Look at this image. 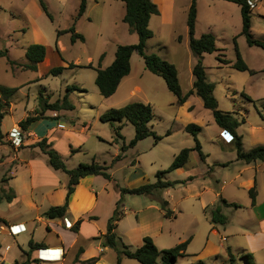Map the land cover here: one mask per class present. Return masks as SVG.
Instances as JSON below:
<instances>
[{"label": "rangeland", "instance_id": "374dc122", "mask_svg": "<svg viewBox=\"0 0 264 264\" xmlns=\"http://www.w3.org/2000/svg\"><path fill=\"white\" fill-rule=\"evenodd\" d=\"M80 1L43 0L47 7L46 14L41 10L38 0H0V50L8 51L7 57L0 58V85L19 88L9 99L10 113L3 118V134L7 133L9 136L18 131L19 121L34 114L41 97L51 103L55 102L67 94L69 86L75 87L74 91L68 93L74 109L58 114L59 122L66 125L71 137H64L58 131L53 133V137L54 148L65 158L66 167L70 170L79 164H90L92 161L111 166L121 146L127 145L134 138L133 126L124 121L121 129L122 139H116L114 128L109 123L100 121L102 114L131 103L148 104L152 108L153 118L150 126L156 135L161 137L160 141L155 144L153 137L139 141L135 147L124 153L125 157L120 162L110 167L108 172L112 173L113 179L108 182L109 188H106L105 192L109 195L104 193V198L110 197L111 193L117 192L119 188L138 187L137 183L143 180V184L153 183L156 173L167 170L180 150L195 145L193 136L184 131V127L190 123L201 128L196 138L202 147L203 155L210 154L213 160H234L236 151L231 138L216 125L212 112L203 107L200 98L193 95L190 98L192 110L186 114L182 113V108L176 103L177 97L167 89L161 77L146 69L141 56L136 52L131 56V72L122 79L116 92L109 98L100 95L95 85L96 71L86 66L92 64L94 67L100 65L101 68H106L113 62L117 47L137 43V36L122 22L124 4L120 0H87L84 14L75 21ZM153 2L158 5L160 13L150 19L149 28L153 37L146 42V53H154L176 67L182 93H185L191 87L192 68L197 61L189 48L186 25L191 0ZM72 25L75 32L84 37V41L76 40L72 44L70 33L61 34L57 41V31L68 29ZM241 27L240 9L237 5L223 0H197L195 37L212 33L218 49L211 54H204L201 59L206 78L215 85L214 97L218 109L233 112L242 121L237 132L242 137L244 150L247 151L264 146V49L248 46L245 37L240 34ZM251 34L253 39L264 43V0H255ZM178 37L181 41H178ZM34 43L45 47L46 58L37 64L35 71L25 70L22 67L27 62L25 50ZM235 45L248 71L233 68L236 62ZM71 63L81 67L69 68ZM55 67H63L64 70L57 76L50 75L49 71ZM46 115L47 118L40 119V123L57 124L58 120L51 117L52 112L47 111ZM25 137L21 136V144L17 147L20 154L13 161V149L0 143V158L7 160L5 167L0 166V187L4 183L2 179L7 180L10 175L16 176L14 185L21 194L17 203L4 201L0 204V215L9 224L22 222L32 215L30 208L22 203V191L30 186L31 171L21 162L38 159L48 166L47 156L43 155L39 148L33 150L22 147V140L30 139L26 135ZM30 142L32 145L37 143ZM69 147L80 150L70 154ZM133 161L135 163L132 164ZM242 166L235 165L220 170L223 174L220 181L225 178L229 182L231 176ZM191 168L199 174V169L190 156L189 163L184 168L171 171L164 178L184 179ZM51 172L57 174L63 183L68 179L61 171ZM214 177L218 178L216 175ZM196 179H201V176H196ZM233 186H227L224 194L228 199H234V203L241 208L221 207V213L226 217L225 224H213L210 212L209 220L203 219L200 224L192 223L189 217L184 216L188 214V209L180 214L178 207L190 202L195 204V200L188 199V192L186 193L182 186L169 188L165 195L159 193V196L163 195L164 200L168 202L171 210L174 207L176 218H166V225L173 231V238L176 239L183 233L194 237L188 245V256L179 258L176 264H195L198 261L203 264H230L227 248L233 255V264H248V255L252 256L251 264H264V248L250 250L248 238L245 236L258 230L252 212L247 208L248 193ZM220 187L218 186L217 190ZM12 190L14 191L13 187ZM220 195L217 204L221 198L226 199L222 193ZM146 197L147 195L121 194L120 208L124 215L128 216L120 225L121 228L135 221V216L130 213L140 209ZM148 197L151 200L150 195ZM260 198L264 199V189L261 190ZM263 211L264 205L260 213ZM210 226L216 227L217 235L209 233ZM43 232L45 228L40 226L35 236L39 237ZM29 236V230L15 237L0 231L4 264H13L14 253L22 249L27 250L26 239ZM223 237L226 241H222ZM207 240L211 244L207 246V252H201ZM6 245L10 246L9 250H6ZM211 251L214 252L210 253Z\"/></svg>", "mask_w": 264, "mask_h": 264}, {"label": "trees", "instance_id": "16d2710c", "mask_svg": "<svg viewBox=\"0 0 264 264\" xmlns=\"http://www.w3.org/2000/svg\"><path fill=\"white\" fill-rule=\"evenodd\" d=\"M124 4V16L122 22L126 24L128 30L135 33L137 36V43L130 45H119L115 51V56L113 62L102 69L99 66L93 67L89 64L88 68H93L96 71L95 85L98 88L100 95L103 98L111 97L117 90L122 79L130 74L131 71V56L134 52L139 54L144 62L146 69L161 77L167 89L177 97V104L179 106L183 105L189 96L196 95L200 98L202 105L205 109L212 112V116L216 125L227 133L231 137L234 148L236 150V160L244 161L246 163L254 161L264 162V146H257L250 150H244L242 144V137L238 134L237 130L240 127L242 121H240L233 112H223L218 109L217 100L214 97L215 85L209 82L206 78L205 67L202 64V57L204 54H211L218 51L216 47V38L212 33H203L199 37H195V25L197 19V0H191L190 6L187 12V30H188V44L192 53L196 56L197 61L192 68V75L194 81L191 90L183 94L181 86L178 79V72L176 67L157 56L154 53H146V42L153 37V32L149 28V22L152 16L159 15V8L152 0H120ZM229 3H233L240 9L241 15V35L246 39L248 46H257L264 49V43L253 39L251 34V17L252 8L249 5L251 0H223ZM255 1V0H254ZM87 0H81L77 13L75 15V21L78 20L85 12ZM38 4L41 10L47 14V7L43 0H38ZM63 33H70V41L72 44L76 40L84 41V37L81 34L75 32L74 26L72 25L68 29L57 31V40L59 36ZM178 41L181 38L178 37ZM58 51V50H57ZM236 52V62L233 64V68L239 71H248L246 63L243 61L237 46L235 45ZM8 51L0 50V57H7ZM46 57V49L43 45L34 43L29 45L25 50V58L27 62L23 64V69L35 71L37 69V64L44 61ZM103 55L100 57L102 59ZM9 60V59H8ZM11 64L13 62L9 61ZM69 68L81 67L74 65L73 63L68 65ZM63 67H55L49 71L50 75L57 76L62 73ZM18 87H6L0 85V143L8 144L4 141V135L1 131V122L3 118L10 112V102L9 99L17 92ZM75 90V87H67V94H65L61 99H57L55 102L50 103L49 100L43 99L41 97L38 103V109L35 110L33 115H28L26 118L19 122V127L22 132H26L30 125L35 121L47 118L44 116L46 111H52L57 113L53 119L58 120L60 118L59 114L62 111H72L74 109L73 104L69 101V92ZM153 118L152 108L148 104L142 103H131L119 109H112L100 116V121L102 123H109L114 128V134L116 139H122L121 129L122 123L124 121L129 122L134 128V138L127 144H123L119 150L118 155L112 160V163H116L123 159L124 153L129 149L136 146V144L148 137H153L155 139V144L160 141L161 137L157 136L152 130L150 122ZM184 131L190 133L193 138L195 145L193 148H183L176 156H174L173 161L169 168L164 171H158L155 175L156 180L153 183H145L136 188L128 189L121 188V194H131V195H151L155 192L164 191L166 189L172 188L183 182L181 181H169L165 180L164 176L176 169L184 167L190 158L192 151H197L200 158L203 160L204 155L201 152V145L197 140L196 136L201 131V128L195 124H188L185 126ZM169 134V133H167ZM33 147H38L40 151L47 156L48 166L55 171H61L68 176V183L66 185V197L65 201L60 206L50 207L43 216L48 219H63L67 212L68 200L70 195L73 193L75 186L78 184L80 179L86 176H102L107 180H111V175L108 172L110 170V165L106 163L100 164L98 162L92 161L90 164H79L74 169H68L64 162V159L60 153H58L52 144L48 142L46 138L38 141ZM229 163L224 164L227 166ZM257 191L255 187L249 190L250 205L254 206L256 203ZM15 197L12 190L6 191L4 189L0 190V203L5 200L6 202H11ZM161 211L164 212L166 218H170L173 212L168 207V202L165 200L158 201ZM120 200L116 203L115 209L111 217L108 219L106 232L96 239H101L103 245L106 247L114 248L118 257L115 264H121V257L128 259H133L140 264H176L179 258L187 257L186 253L189 240L177 244L170 249L159 250L153 243L150 237H143L142 245L139 248L131 249L129 246L125 245L121 238L117 236L115 230L117 228L118 222L124 216L120 208ZM221 207H233L235 209L241 208V206L235 203H229L224 199H220V203L213 208L211 213V222L213 224H225L226 217L221 213ZM2 219H0V222ZM80 225L78 221L73 227V231H77ZM28 247L30 250H35L42 248L41 244L33 243L29 241ZM1 249V245H0ZM230 264H233L234 258L229 248L226 249ZM247 263L251 264L252 256L248 255ZM95 261V260H93ZM195 264H203L198 261Z\"/></svg>", "mask_w": 264, "mask_h": 264}, {"label": "crops", "instance_id": "0c3cea01", "mask_svg": "<svg viewBox=\"0 0 264 264\" xmlns=\"http://www.w3.org/2000/svg\"><path fill=\"white\" fill-rule=\"evenodd\" d=\"M193 81L194 77L191 83V87L188 89V91L191 90ZM192 96L193 95L189 96L186 102L180 106V108H182V113L186 114L188 111L192 110L193 105L190 104V98H192ZM46 112L44 113V116H47ZM56 114L57 113L52 112L51 117H55ZM39 120L32 123L29 129L26 132H23L24 137L25 135L27 137H30L29 140H22L23 148L34 150L38 147L30 148L31 146L35 145H32L30 141L38 142L43 138H46L54 148L55 138L53 137V133L57 131L59 134L64 135V137H71V133L66 130V125L59 122V119L57 121V124L55 125L47 122L40 123ZM3 135L4 141L8 142V144L4 145H9L13 149V161L14 158L17 159L18 154H20V150L17 149L18 146H14L10 142V137L7 136V133ZM24 139H26V137ZM69 149L70 154L76 153L80 150L79 148L75 149L72 147H69ZM63 154L66 153L63 152ZM190 156L192 157V159H194L195 166H197V168L199 169V174L195 173L191 168V170L187 172V177H185L184 179L164 178L165 180L169 181L183 182L181 184H178V187L182 186L186 193L188 192V199L195 200V204H191L190 202L188 205L178 207L180 214H183V211L188 209V214L184 216L189 217L192 223L197 222L200 224L203 219H206V221L209 220L208 214L213 208L216 207L217 198L221 193L226 198L225 200L227 202L234 203V199H228V197L224 194V190H226L225 188L227 186L234 185L233 188L236 186L240 190L247 191L248 196L249 190L252 187H255L257 191L256 203L254 206H251L249 198L247 208L252 212L258 230L255 233H249L245 236L248 238L250 250H256V248L260 249V247L263 249L264 238L262 237H264V211L260 213V209H262V206L264 205V199L260 198V194L261 190L264 189V162L258 160L246 163L244 161H237L236 158L231 161L213 160L211 159L210 154H204V159L202 160L197 151H192ZM1 158L0 166L5 167L7 160L4 157ZM63 159L65 158L63 157ZM133 163H135V161H133L132 164ZM226 163H229V165L223 166ZM21 164L29 167L31 171L30 186L26 190L22 191V203L26 207L30 208V212L32 213V215L27 220H22V222L11 224H9L8 221L0 215V219H2V221L0 222V231H4L12 236L9 232V228L19 225L23 226L25 230L24 232H27L28 230L30 231L31 236L26 239L27 250L22 249V251L14 253L13 264H115L118 257L117 251L114 248L104 246L101 239H96L106 232L108 219L111 217L117 201L121 198V188H119L117 192H112L110 197H103L104 193L106 195H109L105 192V190L106 188H109L108 182H111V180L113 179L112 173L110 174L111 180H107L102 176H86L80 179L78 184L75 186L73 193L69 197L65 217L63 219H48L44 217L43 214L50 207L60 206L64 203L68 179L65 183L61 182L59 180V177L56 176L57 174L51 172V170H55L45 165L42 160L34 159L27 162L22 161ZM113 164H111V166ZM235 165L243 166L239 168V170H237L234 175L231 176L229 182H227L225 178L221 182L220 178L223 176V174L220 172V170L225 168H232ZM214 167L215 169H213ZM198 175L201 176V179H196V176ZM214 175H216L218 178L214 177ZM6 179L7 180L2 179L4 183L3 186L0 187V190L4 189L6 191H9L12 190L13 187L14 191H12L15 197L11 202L8 203L14 204L19 202L21 199V194L14 185L17 180L16 176L13 177L10 175ZM143 182L137 183L136 186H141L140 184L143 185ZM218 186H221L219 190H217ZM40 188H44V190H40ZM168 190L169 189H166L164 191L151 194V200L148 197L149 195H147V199L144 198V205H142V207L136 212L130 213L131 216H135V221H131L130 223L126 224L127 226L121 228L120 225L123 223L124 219L128 217L127 215H124V217L118 222L115 233L118 237L121 238L122 242L125 245L129 246L131 249L139 248L142 245L143 237H150L159 250H164L166 248L170 249L177 244L187 240H189V244H191L194 237H192L188 233H183L178 238L174 239L173 231L169 228V226L167 227L166 225L167 220L164 216V212L160 209L158 201L164 200L163 195L159 196V193L165 195L168 193ZM4 201L5 200L1 201V203ZM171 211L173 212V214L170 218H176L174 207H172ZM143 216L148 220L144 219ZM78 221H80V225L78 227V230L75 232L72 230V227ZM66 222L71 223L73 226L71 228L67 227L65 224ZM40 226H44L45 232H43L39 237H36L35 232ZM210 227L211 228L209 230V233H211L212 235H217L218 230L216 229V227ZM119 228L121 229L120 231ZM29 241H32L36 244H41L43 247L35 250H30L28 247ZM168 242L170 243L167 245ZM210 244L211 243L209 242V240H207V242L205 243V247L201 250V252L206 251V248H208L207 246H210ZM0 245V264H4V255L2 252L3 243L1 241ZM188 247L189 246H187V249ZM5 248L6 250H9L10 246L6 245ZM213 252L214 251H211L210 253ZM121 264L140 263L125 257H121Z\"/></svg>", "mask_w": 264, "mask_h": 264}, {"label": "built area", "instance_id": "2783aa9c", "mask_svg": "<svg viewBox=\"0 0 264 264\" xmlns=\"http://www.w3.org/2000/svg\"><path fill=\"white\" fill-rule=\"evenodd\" d=\"M249 5L251 6V8L255 7V1L251 0L249 2ZM21 136H23V132L21 131V129L19 128L18 131L12 133L11 135H9L10 137V141L14 146H19L20 144V140H21ZM67 227L71 228L73 225L71 223L66 222L65 223ZM24 228L23 226L19 225V226H13L9 228V232L12 236H16L19 233L23 232ZM222 241H226V238H222ZM102 251V250H101Z\"/></svg>", "mask_w": 264, "mask_h": 264}]
</instances>
